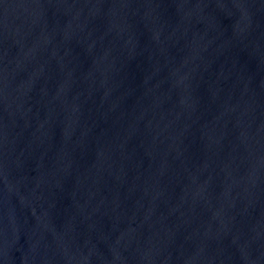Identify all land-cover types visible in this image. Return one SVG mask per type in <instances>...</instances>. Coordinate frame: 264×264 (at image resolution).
Segmentation results:
<instances>
[{
  "label": "water",
  "instance_id": "water-1",
  "mask_svg": "<svg viewBox=\"0 0 264 264\" xmlns=\"http://www.w3.org/2000/svg\"><path fill=\"white\" fill-rule=\"evenodd\" d=\"M0 264H264V0H0Z\"/></svg>",
  "mask_w": 264,
  "mask_h": 264
}]
</instances>
